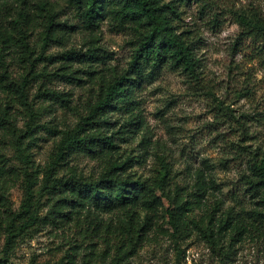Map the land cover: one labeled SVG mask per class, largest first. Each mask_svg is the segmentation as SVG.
Segmentation results:
<instances>
[{"label": "rangeland", "instance_id": "1", "mask_svg": "<svg viewBox=\"0 0 264 264\" xmlns=\"http://www.w3.org/2000/svg\"><path fill=\"white\" fill-rule=\"evenodd\" d=\"M180 9L177 23L199 59L198 78L169 67L145 76L129 90L132 103L107 115L104 129L115 149L70 150L57 161L64 133L129 68L135 31L110 16L89 29L69 0H0L1 264H221L225 256L229 264H264L258 214L264 210L245 178L253 153L264 151V46L254 29L256 18H264V0H194ZM52 16L67 26L48 37ZM70 49L99 56L65 60ZM124 161L126 174L155 186L163 202L157 211L131 205L85 211L65 224L49 220L54 191L42 189L47 169L54 177L77 172L93 180ZM28 178L39 219L6 253L8 225L22 209ZM175 199L189 208L192 232L185 239L169 221ZM147 213L152 230L129 253V246L121 248L127 231ZM221 218L246 225L228 254L200 231Z\"/></svg>", "mask_w": 264, "mask_h": 264}, {"label": "trees", "instance_id": "2", "mask_svg": "<svg viewBox=\"0 0 264 264\" xmlns=\"http://www.w3.org/2000/svg\"><path fill=\"white\" fill-rule=\"evenodd\" d=\"M192 1L194 0H69L79 12L87 28L99 27L101 21L110 16L120 27L132 26L135 31V42L127 71L102 88L97 100L81 117L75 128L66 131L62 136L57 144V161L70 150L93 155L104 150L110 152L115 149L117 145L114 136L109 135L104 129L110 124L107 115L111 109L123 105L128 107L132 103L129 90L132 85L140 84L145 76L169 67L180 70L194 79L198 78L199 59L192 42L184 31H180L177 23L182 14L180 8ZM27 2L29 0H21L23 4ZM66 26V23L56 21L52 16L47 25L48 37L54 36L58 29ZM254 29L260 34L264 46V18H256ZM98 56V53L91 49L87 51L70 49L62 53L65 60L94 59ZM147 69H149L148 73H146ZM131 74L135 77H130ZM125 164L126 161L110 163L100 176L93 180H87L77 172H72L68 178L54 177L53 167L47 169L42 189L54 191V203L48 216L49 220L65 224L77 219L85 211L110 212L118 208L127 209L131 205L144 206L157 211L163 202L157 195L155 186L148 184L146 180L126 174ZM249 169L250 172L245 175L248 185L246 190L252 193V196L257 199V204L264 210V151L256 150L253 153L249 161ZM26 174L29 175V172L26 171ZM35 200L33 183L28 178L22 209L12 216L8 225L4 248L6 253L39 219ZM186 210L189 208L177 199L172 200V204L167 209L174 231L183 239L190 236L192 232ZM258 214L264 221V211ZM242 221L232 225L230 218L227 220L221 218L214 227L206 229L201 227L200 231L211 243L212 248L227 246L228 254L235 244L234 241L239 240L235 236H238L246 227ZM153 224V218L149 213L146 214L144 221L137 219L127 231L128 245L121 248L127 250L129 246V253L136 252L137 247L147 239ZM230 233H233L231 242L226 245V236ZM126 252L124 251L118 260L122 261L127 256ZM221 260V264H229L227 256Z\"/></svg>", "mask_w": 264, "mask_h": 264}]
</instances>
